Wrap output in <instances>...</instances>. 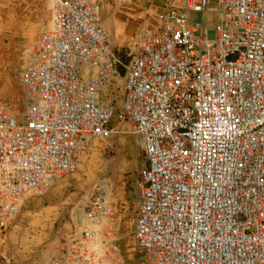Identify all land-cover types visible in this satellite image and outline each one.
<instances>
[{
  "label": "built area",
  "instance_id": "built-area-1",
  "mask_svg": "<svg viewBox=\"0 0 264 264\" xmlns=\"http://www.w3.org/2000/svg\"><path fill=\"white\" fill-rule=\"evenodd\" d=\"M54 1L19 74L24 100L0 85L1 227L128 125L145 158L133 237L148 264H264V0H183L126 61L99 0ZM202 13L219 24L191 21ZM83 211L82 235L48 264H126L105 191Z\"/></svg>",
  "mask_w": 264,
  "mask_h": 264
},
{
  "label": "rangeland",
  "instance_id": "rangeland-1",
  "mask_svg": "<svg viewBox=\"0 0 264 264\" xmlns=\"http://www.w3.org/2000/svg\"><path fill=\"white\" fill-rule=\"evenodd\" d=\"M157 1L153 9L156 16L181 4V0L179 3L167 0L164 5H161L163 0ZM190 19L207 24L212 29L220 21L218 16L208 13L190 15ZM2 25L3 18H0V27ZM38 36L29 43L0 37V85L7 96L24 100L19 74ZM136 39L131 42L132 45L128 42L120 50L127 55ZM116 97L120 102V93ZM124 129V134L113 139L91 140L86 153L79 157L75 174L57 180L51 190L42 196H29L17 217L7 224L5 222L6 228L0 224V257L3 249L17 250V260L44 263L64 239L82 235L85 220L83 206L100 191H105L108 203L118 210L116 219L112 222L107 220V223L117 231L126 264H148L146 254L136 247L133 237L139 205L138 173L145 166V158L130 127L125 125ZM4 234L9 238L5 244L1 242Z\"/></svg>",
  "mask_w": 264,
  "mask_h": 264
},
{
  "label": "crops",
  "instance_id": "crops-1",
  "mask_svg": "<svg viewBox=\"0 0 264 264\" xmlns=\"http://www.w3.org/2000/svg\"><path fill=\"white\" fill-rule=\"evenodd\" d=\"M99 1L101 3L103 27L110 34L115 49H124L126 44L128 42L131 44L142 31L157 26V16L153 11L156 8L155 3L158 4L159 2L157 0ZM176 2L179 3V0H176ZM165 3H167V0L161 1V5ZM54 8V0H0V18H3L0 37L5 40L14 39L19 43L33 41L51 23ZM16 217L9 221H13ZM2 237L1 242L5 244L9 239L8 235L4 234ZM57 249L58 246L44 263L39 264H48ZM2 252V257H0L2 264H38V261L34 263L32 261L17 260V250L12 252L3 249Z\"/></svg>",
  "mask_w": 264,
  "mask_h": 264
},
{
  "label": "trees",
  "instance_id": "trees-1",
  "mask_svg": "<svg viewBox=\"0 0 264 264\" xmlns=\"http://www.w3.org/2000/svg\"><path fill=\"white\" fill-rule=\"evenodd\" d=\"M117 52H118V53L122 56V58L126 61V57H127L126 53H123V51L120 50V49H117Z\"/></svg>",
  "mask_w": 264,
  "mask_h": 264
}]
</instances>
